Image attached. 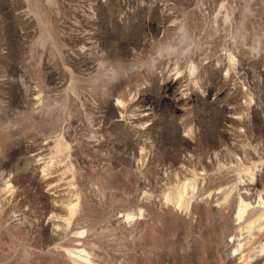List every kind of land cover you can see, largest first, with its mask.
Instances as JSON below:
<instances>
[{"label": "rangeland", "instance_id": "1", "mask_svg": "<svg viewBox=\"0 0 264 264\" xmlns=\"http://www.w3.org/2000/svg\"><path fill=\"white\" fill-rule=\"evenodd\" d=\"M0 264H264V0H0Z\"/></svg>", "mask_w": 264, "mask_h": 264}]
</instances>
